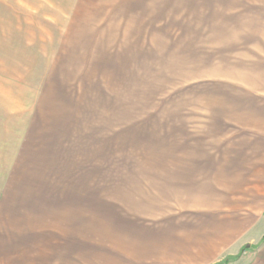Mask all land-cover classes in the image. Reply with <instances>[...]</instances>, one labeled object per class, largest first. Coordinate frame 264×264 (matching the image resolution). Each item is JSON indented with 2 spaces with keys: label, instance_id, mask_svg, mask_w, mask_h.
<instances>
[{
  "label": "rangeland",
  "instance_id": "374dc122",
  "mask_svg": "<svg viewBox=\"0 0 264 264\" xmlns=\"http://www.w3.org/2000/svg\"><path fill=\"white\" fill-rule=\"evenodd\" d=\"M199 3L0 0V114L65 121L64 165L27 174L40 187L27 213L47 217L27 221L29 264L130 260L182 215L181 174L166 166L224 151L217 100L260 60L223 49L233 28L215 24L238 10L211 18Z\"/></svg>",
  "mask_w": 264,
  "mask_h": 264
},
{
  "label": "crops",
  "instance_id": "0c3cea01",
  "mask_svg": "<svg viewBox=\"0 0 264 264\" xmlns=\"http://www.w3.org/2000/svg\"><path fill=\"white\" fill-rule=\"evenodd\" d=\"M199 2L201 11L211 18L218 9L238 10L231 15V23L215 26L233 28L231 36L224 34L228 39L223 41L229 44L225 51L248 53L260 60L248 71L256 78L231 83L234 89L229 98L223 105L217 100L215 122L226 140L215 163L166 166L167 173L181 174L174 181L181 179L177 183L183 184L184 199L178 207L182 215L168 222L166 229L143 234L151 244L129 251L130 260L119 264H222L264 237V0ZM64 122L62 116H32L27 110L0 114V264L31 262L27 252H31L33 234L27 233V221L47 217L41 211L35 214L38 217L27 213L32 203L30 210L40 204L30 200L39 195L40 187L27 183V174L30 170L52 173L64 165L60 141ZM32 263L50 264L48 260ZM228 264H264V243Z\"/></svg>",
  "mask_w": 264,
  "mask_h": 264
},
{
  "label": "trees",
  "instance_id": "16d2710c",
  "mask_svg": "<svg viewBox=\"0 0 264 264\" xmlns=\"http://www.w3.org/2000/svg\"><path fill=\"white\" fill-rule=\"evenodd\" d=\"M264 243V237L262 238V240L257 244V245H255V246H251V247H249V248H243L242 250H241V252L236 256V257H233V258H227V259H225L223 262H222V264H228L230 261H236L241 255H242V253L244 252V251H248V250H257L262 244Z\"/></svg>",
  "mask_w": 264,
  "mask_h": 264
}]
</instances>
